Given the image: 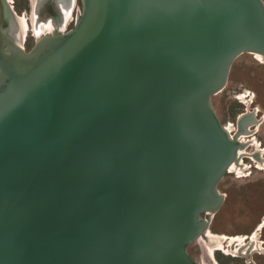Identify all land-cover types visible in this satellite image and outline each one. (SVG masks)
I'll return each instance as SVG.
<instances>
[{"label":"water","instance_id":"95a60500","mask_svg":"<svg viewBox=\"0 0 264 264\" xmlns=\"http://www.w3.org/2000/svg\"><path fill=\"white\" fill-rule=\"evenodd\" d=\"M79 5L27 51L0 24V264H200L242 147L210 100L239 54L264 60V3Z\"/></svg>","mask_w":264,"mask_h":264},{"label":"rangeland","instance_id":"374dc122","mask_svg":"<svg viewBox=\"0 0 264 264\" xmlns=\"http://www.w3.org/2000/svg\"><path fill=\"white\" fill-rule=\"evenodd\" d=\"M13 1L20 13L25 11L24 13L27 14V0ZM262 1L264 3V0ZM75 9H80L79 0L75 2ZM73 14L74 11L72 16ZM33 39L35 40V38L27 35L26 45L28 47L33 44ZM210 101L219 122L226 126H229L228 122L234 123L238 113L243 112L244 109H258L257 117L263 121L253 128L257 130L254 135L258 134L260 139H263L264 144L263 61L253 54H239L230 65L224 87L212 95ZM256 145H258L257 141L256 144L250 146L251 148H246L244 151L254 152L261 149L264 157V148H256ZM251 162L253 161L250 160ZM246 165L239 173L236 170L224 173L218 181L216 189L223 194V201L212 215L208 231L214 235H225L230 238L249 237L244 240V244L254 240L259 243L258 247L261 249L248 256L238 258H230L221 253H215L214 255L219 261L218 264H243L247 259H251L255 264H264V166L258 165L256 168L252 164ZM201 246L197 241L191 242L186 251L196 262H204L206 259V263L213 264L210 261L209 252H204ZM226 246L227 244L224 248ZM231 248L233 250L234 246L230 247L229 245L228 249L231 250Z\"/></svg>","mask_w":264,"mask_h":264},{"label":"flooded vegetation","instance_id":"af4514ba","mask_svg":"<svg viewBox=\"0 0 264 264\" xmlns=\"http://www.w3.org/2000/svg\"><path fill=\"white\" fill-rule=\"evenodd\" d=\"M34 4H35V0H27V14H26V13H24L25 11H23L21 13L19 12V8H17V6L15 5L13 0H0V24L2 27H4V30H5V24L7 22V26L11 29V31L17 32V37H15L16 42L18 44H21V48L24 51H27L31 47V46L28 47L26 45L27 35L30 36L31 38L33 37L36 39V36L34 34V30H33V26H32ZM76 12H77V9L74 10V14H76ZM74 14H73V16H71L67 27L72 25ZM24 16L26 18V22L28 25L27 26L28 31L25 32V34L23 35L20 21H21V17H24ZM2 30H3V28H2ZM21 35H23V38H21L22 37ZM33 41H34V39H33ZM251 109H244L243 112H240V113H238L239 115L238 114L237 115L240 116L241 114H243L245 112L255 111V119H258L259 117H257V114H256L258 109L257 110L256 109L251 110ZM236 119H237V116L235 118L234 123L228 122L229 126H226V125H224V126L229 129L231 135H236L238 139L246 142V145L243 144L242 148H245V149L251 148L250 146H252L253 144H256V141L258 142V145H256V148H264L263 139H260L258 134L254 135L257 130H255L253 128L256 127L257 125L248 126L247 131H249V132L247 134H241V133H238L236 131ZM262 121L259 123V125L262 123ZM251 130H254V132ZM244 150L242 152V156L240 159V166H242V169H244L247 166L246 164H250V165L252 164L253 166L255 165L254 167H256V168L258 167V165L264 166V157H263V152H262L263 150L258 149V150L254 151L255 153H257L259 158L262 160L261 162L252 157V154L254 152H250V151L246 152ZM250 160L253 161L255 164L253 162L250 163ZM245 162H247V163L245 164ZM230 170H236V169L230 168ZM236 171H238V170H236ZM261 226H263V225H261ZM217 236L221 237L220 235H217ZM247 238H245V239H247ZM223 239H224V242H223L222 248L218 249V248L214 247L212 250V253H211L212 256L211 255L209 256L210 260L213 264H218V262H219L217 259V256L214 255L215 253H221L222 255H224L226 257H230V258H238V257H245L247 254V251H250V254H251L252 252L261 249L258 247V245L257 246L255 244L253 245V240H250V242L245 243V244H248L247 245L248 247H247V246L243 245L244 242H242L243 244L242 243L240 244V243L236 242L237 240L230 241V239H232V238H230L229 236H227L226 239L225 238H223ZM225 244H227V246L224 248ZM229 245H230V247L233 245L234 249L233 250H232V248H231V250L228 249ZM224 249H226V250H224Z\"/></svg>","mask_w":264,"mask_h":264},{"label":"bare ground","instance_id":"6f19581e","mask_svg":"<svg viewBox=\"0 0 264 264\" xmlns=\"http://www.w3.org/2000/svg\"><path fill=\"white\" fill-rule=\"evenodd\" d=\"M54 1H56L54 4L52 3V1L49 3V5H51V7L54 6V9H55L54 11H50V13H48L47 11L44 10L41 13H39L40 15H38V13H37V10H38V8H37L38 0H35V4H34V8H33V21H32V26H33V30H34V34H35L36 38H38L39 36H41L43 34L50 33L52 30L62 31V30H64L67 21H70V18L72 16V13H73V11L75 9V2H76V0H66L65 1L66 2V5L64 3L62 5V1H64V0H54ZM65 6H66V8H65ZM20 23H21L22 33L24 35L25 32L28 31V27H27L28 25H27L25 16L24 17H21ZM2 28L4 30V27H2ZM5 30H4V32H6L13 39V41L16 44H18L16 42V38H15V37H17V32H12L11 29L7 26V22L5 24ZM23 35H21L22 36L21 38H23ZM18 45L21 46V44H18ZM247 54H253L259 60H261V61L264 62V60L262 59V57L259 54H257V53H249V52H247ZM249 112H252L253 115H254V117H255V111H249ZM261 121H262V119L258 118V119H256L255 123H253L251 125H259V123ZM251 125H248V126H251ZM248 126L246 127V131L244 133H241V134H247L249 132V131H247L248 130L247 129ZM224 128L230 134L229 129L226 128L225 126H224ZM251 131L254 132V130H251ZM234 136H236V135H234ZM235 138H236V140H238L240 142V144H242V145L245 144L246 145V142H244L243 140L238 139L237 136ZM244 149L245 148H242V147H240V148L237 149V157H236V160L230 163V165L228 166V169H227L226 172H229L230 168H234V169L238 170V173L242 171L241 170L242 169V166H240V159H241L242 152H243ZM252 157L255 158L256 160H259L260 162L262 161L259 158V156L257 155V153H255V152L252 154ZM207 216H208V219H209L208 220V225H209L210 224V220L212 218V214L207 213ZM208 230H209V227H207L206 229H204L202 231V233L197 237V239L194 242L197 241L200 245H202L201 247H203L204 252L205 251L206 252H209L208 254L211 255L212 250H213L214 247H216L218 249L222 248L223 242H224V239L223 238L226 239L227 237L225 235L224 236H221V237H218L217 235L211 234V232L208 231ZM245 238H247V237H239V238L238 237L237 238L236 237L235 238L233 237L232 239H230V241L237 240L241 244L242 242H244ZM254 244L256 246L257 245L259 246V243L257 241H254L253 240V245ZM243 245L247 246L248 244H243ZM249 254H250V251H247L246 256H248ZM204 255H205V253H204ZM248 260H251V259H247L246 261H248ZM205 261H206V259H205ZM205 261L204 262H198V263H200V264H208Z\"/></svg>","mask_w":264,"mask_h":264},{"label":"built area","instance_id":"2783aa9c","mask_svg":"<svg viewBox=\"0 0 264 264\" xmlns=\"http://www.w3.org/2000/svg\"><path fill=\"white\" fill-rule=\"evenodd\" d=\"M75 18H76V14H74V18H73V21H72V23L74 22Z\"/></svg>","mask_w":264,"mask_h":264}]
</instances>
